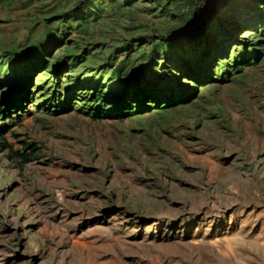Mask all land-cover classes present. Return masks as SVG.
Listing matches in <instances>:
<instances>
[{"label": "rangeland", "instance_id": "obj_1", "mask_svg": "<svg viewBox=\"0 0 264 264\" xmlns=\"http://www.w3.org/2000/svg\"><path fill=\"white\" fill-rule=\"evenodd\" d=\"M0 112V264H264V0H0Z\"/></svg>", "mask_w": 264, "mask_h": 264}, {"label": "trees", "instance_id": "obj_2", "mask_svg": "<svg viewBox=\"0 0 264 264\" xmlns=\"http://www.w3.org/2000/svg\"><path fill=\"white\" fill-rule=\"evenodd\" d=\"M186 100H183V102H185ZM178 102V98H175L174 99V103ZM0 115H1V112H0Z\"/></svg>", "mask_w": 264, "mask_h": 264}]
</instances>
